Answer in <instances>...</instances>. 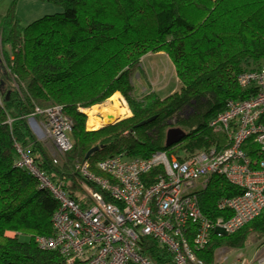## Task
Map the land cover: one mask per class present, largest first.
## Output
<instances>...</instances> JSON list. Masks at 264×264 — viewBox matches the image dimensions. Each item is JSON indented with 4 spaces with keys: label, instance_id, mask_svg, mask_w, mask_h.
Wrapping results in <instances>:
<instances>
[{
    "label": "trees",
    "instance_id": "1",
    "mask_svg": "<svg viewBox=\"0 0 264 264\" xmlns=\"http://www.w3.org/2000/svg\"><path fill=\"white\" fill-rule=\"evenodd\" d=\"M20 1L12 0L0 16L5 99L0 107V264H66L60 254L36 243L37 237L53 234L59 202L36 176L16 165L15 145L83 208L90 199L79 163L88 161L97 172L98 162L118 155L145 159L166 152L183 160L199 150L223 148L226 135L209 124L229 100H246L256 92L241 88L237 78L264 69V0H41L60 11L27 25L17 16ZM160 53L173 64L180 88L167 96L152 91L138 97L133 73L149 54ZM116 93L131 116L89 131L82 109L105 104ZM54 107H62L73 122V147L56 156L28 123L37 109ZM171 128L185 135L166 146ZM95 147L98 151L87 159ZM244 151L259 159L252 141ZM160 174L162 168H155L144 178L153 183ZM241 193L218 176L197 192L209 221L231 218L218 205ZM199 228V223L189 227L188 244L199 262L217 264V250L243 248L251 234L264 239V211L233 234L212 231L203 249L195 247ZM140 246L153 264H174L169 248L155 237H143Z\"/></svg>",
    "mask_w": 264,
    "mask_h": 264
},
{
    "label": "built area",
    "instance_id": "2",
    "mask_svg": "<svg viewBox=\"0 0 264 264\" xmlns=\"http://www.w3.org/2000/svg\"><path fill=\"white\" fill-rule=\"evenodd\" d=\"M0 58L4 60L2 53ZM237 83L243 89L255 87L256 92L246 100H229L210 121L212 129L227 137L223 148L199 150L183 160L166 152L145 159L118 155L98 162L97 172L90 162L79 163L76 169L86 180L84 188L90 199L85 208L68 196L60 184L46 177L33 158L16 144V165L36 176L59 202L52 220L53 234L37 237L38 247L57 252L66 264H153L140 246L143 237L151 236L169 248L174 264H202L185 236L192 224L199 223L194 241L196 248L203 249L209 244L212 231L219 236L233 234L262 215L264 69L240 74ZM4 102L0 90V107ZM36 114H43L44 118L37 120ZM36 114L28 118L34 134L45 141L51 139L59 152L71 150L73 122L63 114L62 107L37 109ZM249 140L259 148L258 160H252L244 151ZM155 168H162V174L153 183L146 181L144 177ZM214 176L223 177L242 190L219 203L220 210L232 213L227 220L209 221L200 207L198 186L201 183L206 189ZM236 263L264 264V245L251 261L239 255Z\"/></svg>",
    "mask_w": 264,
    "mask_h": 264
},
{
    "label": "rangeland",
    "instance_id": "3",
    "mask_svg": "<svg viewBox=\"0 0 264 264\" xmlns=\"http://www.w3.org/2000/svg\"><path fill=\"white\" fill-rule=\"evenodd\" d=\"M11 2L12 0H0V15L6 14ZM24 10H30V9L26 7L24 8ZM20 20L22 25H27L25 23L27 22L26 19L24 20L23 18H20ZM133 74H134L133 84L136 90L135 94L138 97H141L146 93L152 91H157L161 96H165L171 92H175L177 89L180 88V83L179 80L177 79L174 66L171 63L168 56L165 54L163 55L149 54L142 61L141 66L139 65V68H137ZM117 94L118 95L116 97V100H118L119 104H121L122 106L119 108H123V107L127 108V103L124 102L125 99L119 93ZM112 97L105 104L96 105L88 109V110H92L96 108L95 116L99 118V122H100V125L96 129H99L100 127L108 123H114L118 120H121L122 118H125V115L128 113V108H127V111L124 114L120 115L119 117L117 118L115 117L116 119L114 121H110V119L107 120L106 115L111 114L112 112L111 111L113 104V102H111ZM82 111H84L87 120H89L88 114L85 113V111L87 110L82 109ZM88 126H90L88 128L89 131L96 130L94 129L95 124H90L89 122ZM36 137L38 138V140L42 141L48 147V149L53 153L54 156H56L57 153H60L57 149L53 147L51 139H47L45 141L40 139V137L38 136ZM210 181L211 179L209 180L208 184L210 183ZM255 243L256 244L258 243L256 241V236L250 235L243 248L228 249L229 253H226V250L222 249L219 251L218 257L216 256V259L217 260L219 259L221 261V259L227 258V260L222 264H234L235 256L240 251L249 253L248 256L252 258L254 254L257 253V250L255 251V247H254Z\"/></svg>",
    "mask_w": 264,
    "mask_h": 264
},
{
    "label": "crops",
    "instance_id": "4",
    "mask_svg": "<svg viewBox=\"0 0 264 264\" xmlns=\"http://www.w3.org/2000/svg\"><path fill=\"white\" fill-rule=\"evenodd\" d=\"M26 7H28V9H30V10H24V8H26ZM57 11H60V9H58L55 5H53L52 3H49V2L41 1V0H21L18 3V6H17V16L19 18H23L24 20L26 19V21H27V22H25L26 24H30L33 21L38 20V19H40V18H42V17H44L46 15H51V14L57 13ZM4 15H0V16H4ZM1 47H2V43H1V36H0V50H1ZM158 55H163V53H160ZM171 93H169V94H171ZM116 94L114 96H116ZM169 94H167V95H169ZM167 95H165V96H167ZM129 111L130 110L128 108V113L125 115V118L131 116V111L130 112ZM88 124H89V120H88ZM197 190H198L197 192L203 190L202 186H201V183L199 184ZM251 235L254 236L255 234H251ZM255 236H256V241L258 243L257 244L255 243L254 247H255V251L257 250V252H258L260 250V248L264 245V239L258 238L257 235H255ZM220 250H222V249H219L216 252V256L217 257H218V254H219ZM224 250H226V253H229L228 248H224ZM256 254L257 253H255L254 256L251 258V257L248 256L249 253L240 251L235 256V263H236L237 258H238L239 255L245 257L248 261L249 260L251 261L255 257ZM223 259H221V261L219 259L218 260L216 259V263L217 264L224 263L225 261H223Z\"/></svg>",
    "mask_w": 264,
    "mask_h": 264
},
{
    "label": "bare ground",
    "instance_id": "5",
    "mask_svg": "<svg viewBox=\"0 0 264 264\" xmlns=\"http://www.w3.org/2000/svg\"><path fill=\"white\" fill-rule=\"evenodd\" d=\"M117 95L118 94H116V96L112 97V101H111V102H113L112 109H111L112 112H111V114L106 115L107 120L110 119V121H114L117 117H119L120 115L124 114L127 111V109L124 107L119 108L122 106H121V104H119L118 100H116ZM124 102H125V100H124ZM85 113L88 114L90 124H95L94 129L98 128V126L100 125V122H99V118L95 116L96 108H94L92 110H87V111H85ZM226 139H227V137H226Z\"/></svg>",
    "mask_w": 264,
    "mask_h": 264
},
{
    "label": "water",
    "instance_id": "6",
    "mask_svg": "<svg viewBox=\"0 0 264 264\" xmlns=\"http://www.w3.org/2000/svg\"><path fill=\"white\" fill-rule=\"evenodd\" d=\"M9 94L7 95L6 99L9 98ZM153 119L145 121L143 123L140 124V126H143L149 122H151ZM185 135V133L179 129V128H171L170 130H168L167 132V139H166V146H171L174 143H176L179 139H181L183 136ZM96 151H98V148L95 147L93 149H91L87 155L86 158L89 159Z\"/></svg>",
    "mask_w": 264,
    "mask_h": 264
}]
</instances>
